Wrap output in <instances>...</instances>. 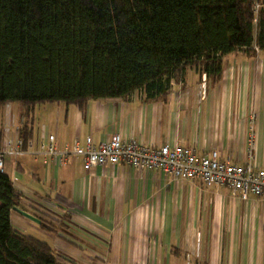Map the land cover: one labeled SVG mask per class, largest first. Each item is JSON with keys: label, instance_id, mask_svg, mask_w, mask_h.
I'll return each mask as SVG.
<instances>
[{"label": "crops", "instance_id": "obj_1", "mask_svg": "<svg viewBox=\"0 0 264 264\" xmlns=\"http://www.w3.org/2000/svg\"><path fill=\"white\" fill-rule=\"evenodd\" d=\"M169 84L155 100L136 91L124 99L89 100L83 110L60 103L40 110L48 123L37 131L29 123L34 153L6 155L4 169L13 179L4 173L24 211L40 215L46 209L55 219H68L56 233L34 222L33 230L51 233L48 244L75 264H264L263 199L243 201L227 188L172 181L128 165L85 171L79 157L60 165L36 152L48 134L59 146H72L118 133L146 145L190 147L198 155L215 151L219 160L242 165L254 113L253 164L264 167V52L223 56L217 80L190 66ZM7 139L0 132V151ZM21 220L27 219L12 212V226L21 229Z\"/></svg>", "mask_w": 264, "mask_h": 264}, {"label": "trees", "instance_id": "obj_2", "mask_svg": "<svg viewBox=\"0 0 264 264\" xmlns=\"http://www.w3.org/2000/svg\"><path fill=\"white\" fill-rule=\"evenodd\" d=\"M237 51L264 52V0H0V109L25 108L18 129L25 147L26 118L38 104L83 110L89 100L136 91L155 100L190 66L217 80L223 56ZM21 203L0 172V264H75L13 228L12 208ZM39 214L53 233L68 219Z\"/></svg>", "mask_w": 264, "mask_h": 264}, {"label": "built area", "instance_id": "obj_3", "mask_svg": "<svg viewBox=\"0 0 264 264\" xmlns=\"http://www.w3.org/2000/svg\"><path fill=\"white\" fill-rule=\"evenodd\" d=\"M258 8V5L254 6L255 13ZM256 119L254 113L249 116L248 161L242 165L229 160H219L215 151L207 155H198L190 147L146 145L137 140H125L118 133L98 143H94L91 137H86L82 145L75 143L72 146L67 144L59 146L56 137L48 134L38 143L36 152L44 157H50L60 165H65L69 157H79L85 171H90L95 166L128 165L139 171L161 172L172 181L182 180L201 183L206 187L227 188L243 201L250 196L264 200V167L257 168L253 164ZM6 146L5 150L0 151V172H4V156L34 153L33 143L29 141L24 147L18 137L11 142L8 141ZM34 207L43 209L37 204ZM42 211L48 212L46 209Z\"/></svg>", "mask_w": 264, "mask_h": 264}, {"label": "rangeland", "instance_id": "obj_4", "mask_svg": "<svg viewBox=\"0 0 264 264\" xmlns=\"http://www.w3.org/2000/svg\"><path fill=\"white\" fill-rule=\"evenodd\" d=\"M257 22H254V29H253V34L256 36L257 34ZM53 105V106H50ZM58 103H49V104H38L35 106V111L33 114H29L28 118H26L27 124H31L34 126L35 130L37 131L39 127L44 126L47 124V120L41 117L40 115V110L42 111L43 109H47V107H56ZM26 110L24 107H22L19 103H8L6 104L2 109H0V132L4 136V138H8L10 142L13 140L14 133H15V128L20 122V115L24 113ZM8 157V156H6ZM4 159H10L8 158ZM5 172L11 179H13L12 172L8 171L7 168L5 167ZM14 219H16V215L13 216ZM21 229L13 223V228L18 230L21 234L23 235H30L33 237H36L40 240L46 241L47 243H52V234L49 232H44L40 230H33V227H36L38 229V226H36L32 221L26 220L23 221L21 220ZM178 261V260H177ZM184 261H178L179 264H184Z\"/></svg>", "mask_w": 264, "mask_h": 264}, {"label": "water", "instance_id": "obj_5", "mask_svg": "<svg viewBox=\"0 0 264 264\" xmlns=\"http://www.w3.org/2000/svg\"><path fill=\"white\" fill-rule=\"evenodd\" d=\"M12 211L18 213L19 215L23 216L24 218H26L27 220L29 221H32L36 224H40V220L38 218H36L35 216H33L32 214L24 211L23 209L21 208H18V207H13L12 208Z\"/></svg>", "mask_w": 264, "mask_h": 264}]
</instances>
